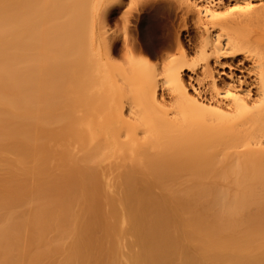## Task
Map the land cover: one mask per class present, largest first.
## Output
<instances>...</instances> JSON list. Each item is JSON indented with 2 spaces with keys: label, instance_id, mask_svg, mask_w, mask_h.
<instances>
[{
  "label": "bare ground",
  "instance_id": "obj_1",
  "mask_svg": "<svg viewBox=\"0 0 264 264\" xmlns=\"http://www.w3.org/2000/svg\"><path fill=\"white\" fill-rule=\"evenodd\" d=\"M135 3L179 14L182 31L145 39L170 109L145 56L123 81L135 120L56 127L35 41L51 0H0V264H264V0Z\"/></svg>",
  "mask_w": 264,
  "mask_h": 264
},
{
  "label": "rangeland",
  "instance_id": "obj_2",
  "mask_svg": "<svg viewBox=\"0 0 264 264\" xmlns=\"http://www.w3.org/2000/svg\"><path fill=\"white\" fill-rule=\"evenodd\" d=\"M105 1L110 8V16L103 29L117 43L112 57H108L101 39L102 27L98 16L101 0H51L50 9L43 10L44 14H36L37 26L42 19L47 21L46 31L36 28L35 41L39 43L42 37L47 36L50 42L52 77L44 108L48 120L56 127L120 122L116 119V112L122 115L119 118L121 122L135 120L129 106L132 100L124 90L123 81L125 74L129 76L131 60L147 61L145 56L154 68L150 77H154L158 91L165 96V108L170 109L171 94L162 86L164 48L160 47L154 54L146 46L145 39L159 42L166 35L175 36L182 31L179 14L158 9L148 15L139 10L135 0ZM128 45L132 47L133 54ZM89 66L95 73L98 69L99 73H106L105 80L97 78L96 74L95 77L87 68ZM74 72H78L80 78H76ZM222 79H225L224 75ZM146 108L147 105L140 102L135 108L136 113H145ZM39 114L42 115L43 111Z\"/></svg>",
  "mask_w": 264,
  "mask_h": 264
}]
</instances>
